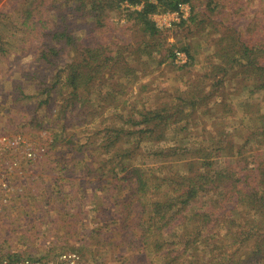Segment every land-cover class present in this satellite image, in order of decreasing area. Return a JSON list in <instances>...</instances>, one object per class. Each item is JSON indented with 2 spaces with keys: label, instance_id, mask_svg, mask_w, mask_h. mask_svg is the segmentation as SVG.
<instances>
[{
  "label": "trees",
  "instance_id": "trees-1",
  "mask_svg": "<svg viewBox=\"0 0 264 264\" xmlns=\"http://www.w3.org/2000/svg\"><path fill=\"white\" fill-rule=\"evenodd\" d=\"M254 2L261 4L264 0ZM25 3L26 1L22 2L20 7H15L13 12L17 11L21 16L22 28L37 32V35L34 34L35 40L44 38L40 45L34 47L36 61L43 62L51 72H57L53 77L54 83L46 84V91L57 88L59 95L65 94L63 102L66 107L61 106L60 113L57 112L55 117L57 121H64V124L51 144L52 151L57 144L63 145L60 148L63 150L76 142L72 137L67 142H64L63 138L71 127L70 119L66 115L70 106L74 110L79 108L80 111H88L92 116L90 122H94L98 114L93 111L91 104L95 97H102L100 89L106 87L107 96L116 91L121 92L114 88L117 83L109 81L117 82L123 75L125 80L131 82L128 78L136 72L135 69L129 68L126 61L124 52L128 49L127 46H119L114 41L113 34L116 30L111 28L113 34L109 30L105 31L109 26L107 18L113 10L118 9L122 10L121 13H126L127 24L133 22L132 26H124L122 30L138 31L141 37L148 36L147 38L153 41H142L138 44L137 51L135 50L151 57L154 56L155 47L161 46L159 38L162 32L153 20V15L176 11L180 4L192 5L191 16L177 25H185L188 22L196 27L210 25L220 34L215 41L217 50L213 52V57L219 58L220 63L212 64L213 71L210 75L215 77L216 86L224 84L223 78H217L220 72L226 76L230 73L247 75L253 81L250 83L254 85L252 93L264 94V16L258 18L264 9L260 12L254 11V31L249 35L252 37H249L242 36L241 31H238L235 25V11L230 14L220 12L221 15H226V20L222 19L223 27L217 22L216 16L220 19L221 17L217 13L219 4L214 1L209 2V16L205 19L196 12L193 0H41L31 8ZM212 3L214 5L210 8ZM231 4L228 5V10H232ZM240 5L238 2L237 6ZM39 8L45 10L34 15V10ZM53 10L56 14L51 17ZM8 16L10 13L0 11L3 20ZM80 18L89 19L88 23H92L91 30L95 34L101 32L102 43L91 40V35L81 39L76 34L73 24ZM97 30L100 32H96ZM46 38L49 41H45ZM4 46L0 55L6 56L10 50L8 45ZM115 47L116 49H113ZM189 50L188 45L178 50L186 55L184 64L179 62L177 52L172 51L173 54L168 55L174 69L176 66L181 69L192 65L194 57ZM65 52H70L73 59L65 65V69H58V59ZM165 55L158 62L159 65L165 62ZM61 77L65 80L64 83ZM36 78L45 81L44 77ZM32 80L34 78H31L30 82ZM197 83L199 84L195 86ZM195 84H190L188 91H182L177 101H172L173 104L156 100L154 106L144 110L132 108L126 115L120 116L121 124L106 126L105 133L102 128L99 129L98 134L102 135V140L98 143L97 150L102 154L96 157L92 153V157L84 159L81 156L79 163L67 168L71 172L70 176L76 177L72 183L64 181L61 176L59 181L55 180L59 188L54 195L57 194L56 203L59 205L61 198H64V205L60 210L50 202H46L45 206L49 212L58 211L56 214L59 213L60 217H52L53 222L61 220L65 225L70 218L72 228L65 227L67 233L63 236L75 234L73 231L78 228L80 217H83V221H87L88 217L93 218L90 221L94 233L91 238L100 239L97 249L85 252L90 260H96L101 248L106 247V244L108 248L113 249L114 239L102 245L101 238L105 234L112 237L113 231L116 230L122 238V244H127L128 248H144L148 252L147 262L149 260L150 264H264V113L259 106L256 107L258 109L250 111V119L255 118L261 125L256 124L255 129L244 136L245 141L241 144L231 145L233 136L229 133L226 138L217 139L210 136L208 140L201 141L205 138L199 140L196 133H190L191 129L199 128L202 124L196 121L197 117H193V111L188 105H195L197 99L202 100L198 104H205V100L215 92L209 94V91H205L206 89L202 88L203 80ZM148 90L150 89L147 84L142 85L140 93ZM118 101L115 96L113 102ZM214 105L219 106L221 103L215 102ZM231 111H234L233 107ZM83 123L89 122L83 119ZM181 130L185 131L181 139L184 149L181 145H174L153 152L151 157L165 161H181L185 173L177 169L174 176L170 177V166H166V175L156 177L149 167L137 162L144 154L140 150L144 139L159 143L167 139L171 131L179 133ZM206 130L207 127L204 126L202 131ZM169 140L172 141L173 138ZM33 149L35 159L40 161L44 153L34 147ZM73 149L75 153L80 154L83 146L77 150L74 147ZM61 155H64V151ZM215 156H225L220 168L215 167ZM108 167H111L109 171ZM55 169L65 172L59 165L52 170ZM119 170L122 177L116 179ZM75 183L79 190L76 189L77 194L65 203V198L70 196L66 192L73 189ZM125 188H128L130 195L121 201L119 196ZM115 189L116 193L111 195ZM49 192L50 189L46 186L43 194ZM29 198L32 205L36 199L33 196ZM145 198H149V203ZM37 205L42 206V202L35 206ZM91 206L94 207L92 210ZM235 214L241 217H232ZM66 217L67 220L64 221ZM95 217L105 219L101 221ZM166 230L169 232L166 233ZM16 257L20 259L19 256ZM46 257L47 254L38 256L39 259H47Z\"/></svg>",
  "mask_w": 264,
  "mask_h": 264
},
{
  "label": "rangeland",
  "instance_id": "rangeland-1",
  "mask_svg": "<svg viewBox=\"0 0 264 264\" xmlns=\"http://www.w3.org/2000/svg\"><path fill=\"white\" fill-rule=\"evenodd\" d=\"M25 1V4L31 8L35 6L34 3H38L41 0H0V11L10 13L6 20L0 17V21H2L0 24V53H2L1 49L5 44L8 45L10 50L6 56L0 55V138L7 137L18 142L13 150H6L2 147L3 153L0 157V165L3 168H7L13 161L22 159L25 155L24 152L31 147L41 151L44 155L40 161L34 158L24 161L23 164L25 165L22 167L24 169L23 172L21 171L22 174L16 171L10 176L9 173V182L13 190L9 193L0 192V201L8 200L3 205V212L0 215V258L19 259L16 256L20 258L25 256L38 258L39 255L43 254H47L46 258H49L60 253H78L83 257L86 264H150L149 260L147 262L148 252L144 248H128L127 244H122V238L116 230L113 231L112 237H109V234H105L101 238L102 245L103 243H110L114 239L113 249L108 248L106 244V247L101 248V253L97 259L90 260L85 252L97 249L100 239V237L91 238L94 235L93 226L90 223L93 218L88 217L87 221H83V217H80L79 226L73 231L75 234L71 233L68 237L63 236L64 233H67L65 227L69 226L72 228L70 218H68L70 222L68 220L65 225L62 224L61 220L53 222L52 217H60V215L59 213L56 214L58 211L49 212L45 206L46 202H50L60 210L64 205L62 203L64 198H61L59 205L56 203L57 194L56 196L54 195L59 188L55 180L59 181V176H61L64 181L72 183L76 180V177L70 176L71 172L67 168L79 163V157L81 156L84 159L92 157V153L96 157L102 154L101 151L97 150L98 143L102 140V135L98 134L99 129L102 128L105 133L106 126L121 124L120 116L126 115L132 108L144 110L146 107L154 106L156 100L168 101V103L173 104L172 101H177L181 92L188 91L192 83L195 84L203 80L204 85L202 84V88L206 89L205 91H209V94L215 92L214 95H210L205 100V104H198L202 100L197 99L196 104L191 105L192 108L188 105L189 109L193 111V117H197L196 121L202 124L199 128L194 127L191 129L190 133H196L199 140L205 138L201 141L208 140L210 136L217 139L226 138L229 133L233 136L231 145L243 143L245 141L244 136L248 133L250 134L255 129V125L259 124L255 118L254 120L250 119V111L258 109L256 107L259 106L264 113V94L254 95L252 93L254 85L250 83L253 81L247 75H233L230 73L226 76L223 72H220L217 78H223L224 84L216 86L215 77L210 75L213 71L212 64L220 63L219 58L213 57V52L217 50L215 41L220 34L214 31L210 25L196 27L194 24L189 25L188 22L179 26L177 24L181 22V17L178 20L176 12L175 14L169 11L154 14L153 20L162 29L159 38L161 46H156V51L153 52L154 56L149 57L144 52L139 53L136 51L140 42L153 43V41L148 39V36L141 37V33L138 31L122 30L121 28L124 26H132L133 22L127 24L126 13H121L122 10L118 9L113 10L107 18L109 26H107L105 31L109 30L112 33L111 28L116 30L115 34L112 33L114 41L119 46H127L128 49L124 52L126 61L129 64V68L135 69L136 72L132 77L128 78L131 82L125 80L123 75L120 76L122 78L117 79V82L109 81V83H117L114 88L121 90V92H113L108 97L105 95L106 87H103L102 90L100 89L102 94L100 98H96L94 96L96 92H94L93 97L95 99L91 106L93 111L98 114L94 122H90L92 116L88 111H80L79 108L74 110L70 106L66 115L70 119L71 127L67 132V136L64 135L63 138H65L64 142H67L72 137V140L76 142L70 145V150H66L69 148L62 150L60 148L63 145L57 144L52 151L50 149L52 148L51 144L55 139L56 133L60 132L61 126L64 124V121H57L55 117L61 106L66 107L63 102L65 94L59 95L60 92L57 91V88L50 92L46 91V84L54 83L53 77L56 76L57 72H51V69L45 66L43 62L36 61L37 55L34 47L35 45H40L44 38L41 39L39 37L35 40L37 32L34 31L33 33L27 30L26 27L22 28L21 16L17 11L13 12L15 7H20L22 2ZM210 1L218 2L219 4L217 13H219L221 19L218 16L216 18L217 22L221 23V26L224 24L223 21L226 20V15L223 16L220 12L223 11L226 14H230L235 11L234 16L237 19V21L235 20V25L238 31H241L240 34L242 36H249L254 31V19H256L254 11L260 12V10L263 11L264 9L262 7L264 3L256 4L254 0H193L196 12L200 13L201 18L205 19L209 16L210 9L208 10V4ZM238 2H240V6H237ZM230 4L232 10L227 8ZM213 5L214 3H212L210 8ZM140 8L138 7V9ZM185 8L188 12L186 17L189 18L192 12V5L186 4ZM41 10H45V8L34 10V15H38ZM54 14H56V11H51V17ZM44 15L46 16V13ZM263 16L264 11L258 18ZM88 21L89 19L86 20L84 18L75 21L73 25L75 26L76 34L81 39H86L87 36L91 35V40H97L102 43L100 30L96 31L100 33L95 34L91 30L93 27L92 23L90 22L89 24ZM249 37H252V35ZM45 41H49V39L46 38ZM187 45L190 47L189 51L194 57L192 65L181 69L176 66L174 69V66L170 63L171 58L168 55L173 54V52L178 53L179 48ZM113 49H116V47ZM163 55H165L166 60L159 65L158 62L163 58ZM183 55L185 54L183 53ZM72 59L73 55L70 52L63 53L58 59L60 61L58 69H65V65ZM181 63L183 62L181 61ZM36 76L44 77L45 81H41ZM64 77H66V73H64ZM31 78H34V80L30 82ZM61 81L64 83L65 80L61 77ZM145 84L150 90L140 93L141 86ZM198 84H195V86ZM58 86L60 87L61 84ZM96 88L99 89L98 87ZM51 94L54 96V100H52ZM113 95L118 97V102H113L115 99ZM215 102L221 103V105L215 106ZM231 107H233L234 111H231ZM85 115L88 116L86 117ZM83 119H86L89 123H83ZM204 126L207 127L205 132L202 131ZM184 134V130L179 133L171 131L168 135L169 137L159 143L144 139L140 146V150L144 154L137 162L149 167L151 172L156 174V177L166 175V170H168L165 168L166 166H170L169 171H171L168 173L170 177L174 176V171L177 169H180L181 173H185L184 164L181 161H165L161 158L151 157L153 152H159L174 145H181L182 149H184L181 143ZM172 138L173 140L170 141L169 139ZM81 145L83 149L80 154L75 153L73 147L77 150ZM63 151L64 155H61ZM214 160L217 163L215 167L220 168L225 156L216 157ZM57 165L65 172L58 169L52 170ZM110 168L108 167V171ZM99 172L102 173V171ZM117 173L118 176L115 178H121V170ZM46 186L50 189V192L45 195L43 190ZM72 187L74 188L66 192L70 196L65 198V203L77 194L76 189L79 190L77 183L73 184ZM125 189L119 196L121 201L130 195V192H127L129 191L128 188ZM116 190L113 191L114 193L111 192V195H114ZM29 196H33L36 199L32 202V205L29 203V199L31 200ZM36 196L38 197L36 198ZM145 200L149 203V198H145ZM39 202H42V206H35ZM91 208L93 209L94 207L91 206ZM232 217L241 216L235 214ZM95 218L101 221L105 219V217ZM65 220H67V217ZM167 232L169 231L166 230ZM155 260L157 259L155 258ZM154 264L159 263L154 262Z\"/></svg>",
  "mask_w": 264,
  "mask_h": 264
},
{
  "label": "built area",
  "instance_id": "built-area-1",
  "mask_svg": "<svg viewBox=\"0 0 264 264\" xmlns=\"http://www.w3.org/2000/svg\"><path fill=\"white\" fill-rule=\"evenodd\" d=\"M186 4H180L179 9L176 11H172L174 14L175 12L179 17H181L180 21L187 19L186 15L188 14L186 8ZM189 5V4H188ZM170 15V14H168ZM159 27V26H158ZM178 60L183 64L186 62V55H183V53L178 52ZM18 144L17 140H13L11 138L2 137L0 138V157L2 156L3 150L2 147L6 150H13L15 149V146ZM12 146V147H11ZM33 147L28 148L24 152V156L22 159H17L16 161H13L11 165H9L7 168H3L0 165V192L4 191L6 193H9L13 190L11 183L9 182V177L11 174L15 173L16 171H19V174H22L23 168L25 164H23L24 161H29L31 159H35V153L33 152ZM22 171V172H21ZM10 173V176H8ZM10 200V199H9ZM8 200L5 199L3 201H0V215L3 212V205ZM0 264H86L84 262L83 257L78 253H61L54 256H51L47 259H39V258H20V259H9V258H0Z\"/></svg>",
  "mask_w": 264,
  "mask_h": 264
}]
</instances>
